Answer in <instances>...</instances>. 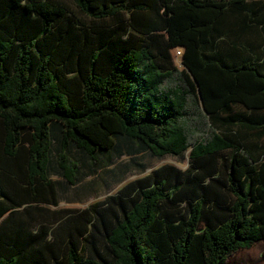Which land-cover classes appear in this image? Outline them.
Here are the masks:
<instances>
[{
    "label": "trees",
    "instance_id": "16d2710c",
    "mask_svg": "<svg viewBox=\"0 0 264 264\" xmlns=\"http://www.w3.org/2000/svg\"><path fill=\"white\" fill-rule=\"evenodd\" d=\"M119 137L190 164L60 206L53 174ZM260 240L264 0H0V264H228Z\"/></svg>",
    "mask_w": 264,
    "mask_h": 264
},
{
    "label": "rangeland",
    "instance_id": "374dc122",
    "mask_svg": "<svg viewBox=\"0 0 264 264\" xmlns=\"http://www.w3.org/2000/svg\"><path fill=\"white\" fill-rule=\"evenodd\" d=\"M178 54L179 51L175 55L176 62L183 67ZM117 143V149H112V160L103 157L96 165L83 153L76 152V156L82 161V174L77 184H71L63 177L53 174L61 184L60 206L85 207L104 199L108 193L117 192L127 182L146 175L165 163H173L182 168H187L190 164V150L182 155L156 156L141 141L132 142L119 137ZM228 264H264V240L233 252Z\"/></svg>",
    "mask_w": 264,
    "mask_h": 264
},
{
    "label": "built area",
    "instance_id": "2783aa9c",
    "mask_svg": "<svg viewBox=\"0 0 264 264\" xmlns=\"http://www.w3.org/2000/svg\"><path fill=\"white\" fill-rule=\"evenodd\" d=\"M179 53L181 52V49H178Z\"/></svg>",
    "mask_w": 264,
    "mask_h": 264
}]
</instances>
